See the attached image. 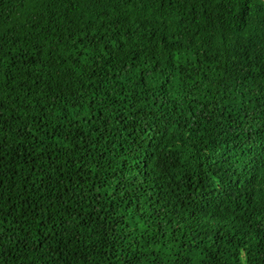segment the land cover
<instances>
[{"label":"trees","instance_id":"trees-1","mask_svg":"<svg viewBox=\"0 0 264 264\" xmlns=\"http://www.w3.org/2000/svg\"><path fill=\"white\" fill-rule=\"evenodd\" d=\"M0 264H264V1L0 0Z\"/></svg>","mask_w":264,"mask_h":264},{"label":"water","instance_id":"water-1","mask_svg":"<svg viewBox=\"0 0 264 264\" xmlns=\"http://www.w3.org/2000/svg\"><path fill=\"white\" fill-rule=\"evenodd\" d=\"M262 1H264V0H262Z\"/></svg>","mask_w":264,"mask_h":264}]
</instances>
